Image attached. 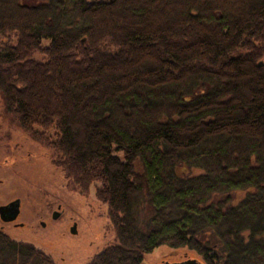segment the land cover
Listing matches in <instances>:
<instances>
[{"label":"trees","instance_id":"1","mask_svg":"<svg viewBox=\"0 0 264 264\" xmlns=\"http://www.w3.org/2000/svg\"><path fill=\"white\" fill-rule=\"evenodd\" d=\"M262 60L264 0H0L2 116L100 185L115 243L87 264H264ZM0 264L56 263L0 228Z\"/></svg>","mask_w":264,"mask_h":264},{"label":"rangeland","instance_id":"2","mask_svg":"<svg viewBox=\"0 0 264 264\" xmlns=\"http://www.w3.org/2000/svg\"><path fill=\"white\" fill-rule=\"evenodd\" d=\"M2 108L0 100V206L18 199L20 213L12 223L0 221V228L11 239L42 250L56 264H87L115 243L107 207L94 196L100 185L92 184L86 194L74 189L56 165L48 145L54 140V133L43 134L47 137L44 144L34 140L9 123L2 116ZM242 196L239 192L234 195L236 200ZM54 212L59 214L57 219L52 217ZM73 224L74 235L70 233ZM185 259L203 263L194 252L172 251L164 246L145 254L142 264Z\"/></svg>","mask_w":264,"mask_h":264},{"label":"water","instance_id":"3","mask_svg":"<svg viewBox=\"0 0 264 264\" xmlns=\"http://www.w3.org/2000/svg\"><path fill=\"white\" fill-rule=\"evenodd\" d=\"M20 213V200L15 199L11 202H9L6 205L0 206V221L3 223H12L14 222ZM58 213L54 212L52 214L53 219H57ZM70 233L72 235L76 234V226L73 224V226L70 228ZM162 264H203L197 259H185L179 262H163Z\"/></svg>","mask_w":264,"mask_h":264}]
</instances>
